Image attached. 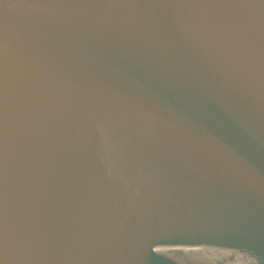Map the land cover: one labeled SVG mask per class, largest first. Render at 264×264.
<instances>
[{"label": "water", "instance_id": "1", "mask_svg": "<svg viewBox=\"0 0 264 264\" xmlns=\"http://www.w3.org/2000/svg\"><path fill=\"white\" fill-rule=\"evenodd\" d=\"M0 264H264V0H0Z\"/></svg>", "mask_w": 264, "mask_h": 264}]
</instances>
